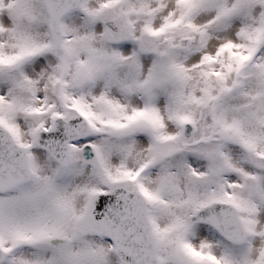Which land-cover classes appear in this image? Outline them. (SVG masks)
Here are the masks:
<instances>
[{"label":"snow or ice","instance_id":"6c2138e0","mask_svg":"<svg viewBox=\"0 0 264 264\" xmlns=\"http://www.w3.org/2000/svg\"><path fill=\"white\" fill-rule=\"evenodd\" d=\"M0 264H264V0H0Z\"/></svg>","mask_w":264,"mask_h":264}]
</instances>
